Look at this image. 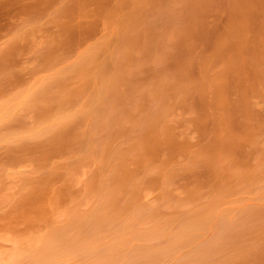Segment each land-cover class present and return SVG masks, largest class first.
<instances>
[{"label":"rangeland","instance_id":"obj_1","mask_svg":"<svg viewBox=\"0 0 264 264\" xmlns=\"http://www.w3.org/2000/svg\"><path fill=\"white\" fill-rule=\"evenodd\" d=\"M79 1L0 0V264H36L45 246L60 248L45 264H257L264 95L252 97L251 134L231 107L237 87L226 91L233 120L224 139L216 141L214 106L212 119L192 120L203 111L197 95L213 100L220 82L214 43L231 0H205L183 76L173 65L178 33L157 53L162 61L146 42L124 41L134 18L142 30L167 28L165 0ZM253 3L264 15V0ZM153 130L165 131L160 142ZM184 230L193 239L173 248Z\"/></svg>","mask_w":264,"mask_h":264},{"label":"bare ground","instance_id":"obj_2","mask_svg":"<svg viewBox=\"0 0 264 264\" xmlns=\"http://www.w3.org/2000/svg\"><path fill=\"white\" fill-rule=\"evenodd\" d=\"M91 0H80L78 2L81 8L84 4ZM183 0H165L163 21L166 23L167 28L163 31L156 29V24H151L148 28L139 29L138 19L134 18V25L131 30L124 35L125 42L134 43L136 46L142 45L144 42L147 43V47L153 52L152 57L157 61H162V58L157 55L158 52L166 49V40H169L171 36L176 33L179 34L183 41V52L177 57L174 62L175 72L180 76L185 75L187 70L182 66L183 63L188 61L189 51L191 48L188 36L197 29V25L200 23L204 10L208 5L205 0H192L191 3L182 7L177 6V3ZM254 0H231V5L234 8L231 14V19L227 20L222 30L217 36L214 43V51L216 58L220 59L221 71L220 82L216 84V91L213 100H210L204 90L200 91L197 96L199 103L203 106L201 113L193 116L197 124L204 122L211 118L209 108L214 106L220 112L213 119L216 123V141L219 140V135L222 139L229 134V126L233 120L231 116V108L228 107V100L226 91L228 88L237 87L239 89L238 97L232 100V110L240 114L245 118L244 125L247 126V133L251 134L254 132L252 119L253 117V101L252 97L256 94L264 95V15L259 16L257 7L253 3ZM261 1V0H257ZM184 18L187 22L186 26L182 29L176 30L174 24L178 23L180 19ZM253 36L258 34L260 37L256 43L251 42V34ZM213 59L211 57H205L204 63H210ZM166 65L164 64V67ZM156 68L155 72L165 73L169 69L166 67L162 70ZM166 95V93H165ZM181 97L179 102H183ZM169 102L157 106L156 110L164 111ZM212 119V118H211ZM153 141L160 142L161 136L165 135V131H155ZM171 133V130H170ZM230 136V143H234L242 136ZM255 138V136L253 137ZM215 151V150H214ZM193 168L189 169L185 174H193ZM208 174L213 171L215 173V167H207ZM190 230H184L183 233L173 237L171 239L172 247H177L184 241L193 239L195 234H189ZM49 249V247H47ZM45 248L38 249L34 252L31 257L34 259L36 264H45V260L48 259L50 251H56L53 247L52 250ZM51 249V248H50ZM54 249V250H53ZM57 249V248H56ZM60 250V248H58ZM57 249V251H58ZM92 249V248H91ZM91 249L87 254H90ZM107 249H114V246H108ZM166 249H160L159 251H153L151 254H146L145 257L155 255L160 252H164ZM56 251V252H57ZM91 254L96 253V250L92 249ZM213 253L214 248H208L203 251L202 256L206 252ZM201 256H198L200 258ZM254 259L257 264H264V248L254 254ZM196 260L195 256H188L187 261L193 262Z\"/></svg>","mask_w":264,"mask_h":264}]
</instances>
